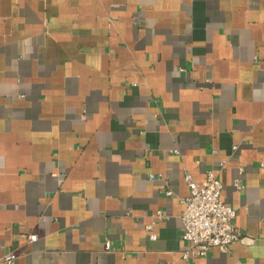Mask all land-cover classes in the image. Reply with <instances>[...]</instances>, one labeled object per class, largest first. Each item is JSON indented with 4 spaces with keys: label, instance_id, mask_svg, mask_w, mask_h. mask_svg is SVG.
Here are the masks:
<instances>
[{
    "label": "crops",
    "instance_id": "crops-1",
    "mask_svg": "<svg viewBox=\"0 0 264 264\" xmlns=\"http://www.w3.org/2000/svg\"><path fill=\"white\" fill-rule=\"evenodd\" d=\"M185 170L217 173L246 241L182 258ZM10 252L264 264V0H0V262Z\"/></svg>",
    "mask_w": 264,
    "mask_h": 264
},
{
    "label": "built area",
    "instance_id": "built-area-1",
    "mask_svg": "<svg viewBox=\"0 0 264 264\" xmlns=\"http://www.w3.org/2000/svg\"><path fill=\"white\" fill-rule=\"evenodd\" d=\"M185 180L189 187V194L181 200L184 210L179 216L183 231L182 238L186 244L181 254L183 259L205 258L213 249L227 252L232 244L247 240L235 224L237 210L222 199L223 183L214 170L207 171L206 178L202 182L193 180L189 172L185 170ZM235 186L237 189L243 188L240 181H237ZM167 194L171 195L172 191L168 189ZM164 218V213L159 211L157 219L161 221ZM151 228L152 226H149V229ZM36 238L35 234L28 236L29 241H34ZM156 238L157 235L151 233L150 239ZM109 245L107 243L108 249ZM17 256L16 252L7 253L0 263L9 264Z\"/></svg>",
    "mask_w": 264,
    "mask_h": 264
}]
</instances>
